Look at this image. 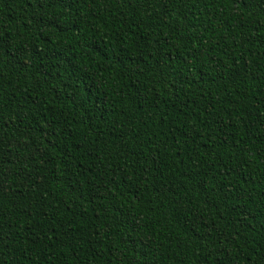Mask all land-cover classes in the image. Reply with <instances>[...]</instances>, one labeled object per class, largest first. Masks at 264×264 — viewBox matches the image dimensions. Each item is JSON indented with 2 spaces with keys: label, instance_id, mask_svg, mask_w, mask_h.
Masks as SVG:
<instances>
[{
  "label": "trees",
  "instance_id": "trees-1",
  "mask_svg": "<svg viewBox=\"0 0 264 264\" xmlns=\"http://www.w3.org/2000/svg\"><path fill=\"white\" fill-rule=\"evenodd\" d=\"M0 264H264V0H0Z\"/></svg>",
  "mask_w": 264,
  "mask_h": 264
}]
</instances>
